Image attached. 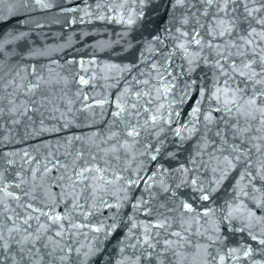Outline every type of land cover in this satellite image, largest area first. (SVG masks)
<instances>
[{
    "label": "snow or ice",
    "instance_id": "6c2138e0",
    "mask_svg": "<svg viewBox=\"0 0 264 264\" xmlns=\"http://www.w3.org/2000/svg\"><path fill=\"white\" fill-rule=\"evenodd\" d=\"M151 3L96 0L94 8L62 11L121 24L127 37L153 23ZM163 16L135 63L69 55L52 62L54 70L0 60V145L19 142L10 133L22 123L24 139L57 136L55 145L0 149V264H89L121 226L116 264L250 259L251 245L225 251L227 230L264 248V0H167ZM24 36L0 38V53ZM202 66L210 80L195 76ZM97 109L108 117L103 129L71 132L96 127ZM169 135L176 150H168ZM192 138L198 142L187 159L161 162L179 160ZM234 172L232 198L210 206ZM105 211L109 222H93Z\"/></svg>",
    "mask_w": 264,
    "mask_h": 264
},
{
    "label": "water",
    "instance_id": "95a60500",
    "mask_svg": "<svg viewBox=\"0 0 264 264\" xmlns=\"http://www.w3.org/2000/svg\"><path fill=\"white\" fill-rule=\"evenodd\" d=\"M50 2L53 7L49 9H40L32 0H28V3H23V0H6L4 4H0V38H4L8 33L25 34L22 40L14 44L6 45L5 51L0 53V60L6 61L9 66L13 64H35L38 67H42L51 64L54 70H56L57 65L52 62L63 63L64 59L69 55H75L78 58L80 56L90 57L94 55L102 64L135 63L140 56L142 50L141 46L144 40L149 38L150 33H154L156 24L162 25L164 20L163 12L167 4V0H152V3L146 9V20H151L153 23H148L143 29L137 28L135 31L129 33V36L125 37L122 34L126 29L125 26L121 24L89 18L85 16L83 11H62V9L65 8L83 9L88 5L94 8L96 0H87V3L86 0H50ZM10 6L13 8L12 14L8 13V8ZM82 17L83 22H81ZM73 20H75V22H73ZM132 37H135L132 41L134 47L127 48L128 40ZM30 51L43 53V55H38L32 59H24ZM177 63L179 64L182 62L178 60ZM141 67H143V65H141ZM176 71L178 72L179 68H177ZM211 71V69L202 66L197 70L195 76L198 79L207 77L210 80ZM118 87L122 89L123 83L118 85ZM116 91L115 88L110 90L111 94H115ZM76 107H79V104H77ZM189 108L190 104L185 106V114ZM79 119L82 125L86 123L84 116H80ZM96 119L100 122L96 127H74L71 129V132L76 134H80L81 132L88 134L96 130L97 127L103 129L105 126L104 121L107 120L108 117L101 119L99 110L97 109ZM9 127L11 126L9 125ZM30 130L29 128V131ZM4 134L8 135L9 133L6 131ZM10 135L15 141L19 142L0 145V149L3 151H18L47 141H52L53 145H55V141L57 140L56 135L48 134L37 139H24V123L12 128ZM61 135L64 134L62 133ZM172 140L173 137L169 135V151L176 150V145L171 143ZM197 142L196 138L186 141L184 143V150L179 153V160L168 161L164 159L161 162L164 163L165 166L175 167L177 163L183 162L190 154L194 153ZM62 150L63 149H61V151ZM46 151L45 149H41V155L46 153ZM151 167L154 168V165ZM238 175L239 174L236 172L231 174L229 179L221 186L215 197V202L210 206H221L226 200L232 198L233 185L236 179H238ZM208 178L211 179L210 172L208 173ZM134 195L139 197L140 191H136ZM123 212V219L126 222L127 216L132 213L131 206H126ZM107 215L108 213L106 211L103 214H98L93 218V222L107 223L109 222L105 220ZM141 219H143V217H141ZM204 226L211 227L210 224ZM126 230L125 227L121 226L109 237L102 246V251L92 257L89 264H116L119 258L118 242L123 237ZM223 237L226 238L227 241L225 251L229 247H238L241 244L251 245L254 248L252 257L250 259L241 260L240 264H254V262L264 264V248H261L255 241H252L247 236V233L227 230L223 233ZM84 242L87 243V241ZM219 247H221V245H216L212 251L215 252L216 248Z\"/></svg>",
    "mask_w": 264,
    "mask_h": 264
}]
</instances>
